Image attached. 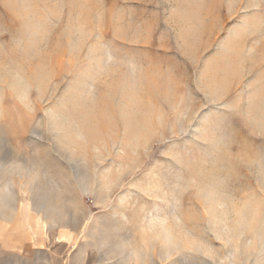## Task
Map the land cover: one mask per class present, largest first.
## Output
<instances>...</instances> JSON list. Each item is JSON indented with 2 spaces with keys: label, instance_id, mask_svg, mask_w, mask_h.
I'll list each match as a JSON object with an SVG mask.
<instances>
[{
  "label": "rangeland",
  "instance_id": "1",
  "mask_svg": "<svg viewBox=\"0 0 264 264\" xmlns=\"http://www.w3.org/2000/svg\"><path fill=\"white\" fill-rule=\"evenodd\" d=\"M0 264H264V0H0Z\"/></svg>",
  "mask_w": 264,
  "mask_h": 264
}]
</instances>
